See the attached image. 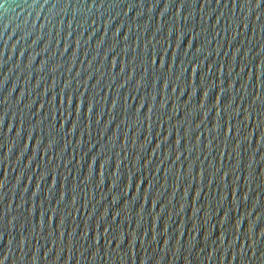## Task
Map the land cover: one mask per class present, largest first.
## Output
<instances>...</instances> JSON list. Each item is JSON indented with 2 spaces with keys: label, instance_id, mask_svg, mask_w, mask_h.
<instances>
[{
  "label": "water",
  "instance_id": "water-1",
  "mask_svg": "<svg viewBox=\"0 0 264 264\" xmlns=\"http://www.w3.org/2000/svg\"><path fill=\"white\" fill-rule=\"evenodd\" d=\"M0 264H264V0H0Z\"/></svg>",
  "mask_w": 264,
  "mask_h": 264
}]
</instances>
